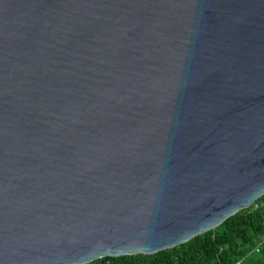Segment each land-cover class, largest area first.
I'll return each mask as SVG.
<instances>
[{"label":"water","instance_id":"1","mask_svg":"<svg viewBox=\"0 0 264 264\" xmlns=\"http://www.w3.org/2000/svg\"><path fill=\"white\" fill-rule=\"evenodd\" d=\"M264 195V0H0V264L188 242Z\"/></svg>","mask_w":264,"mask_h":264},{"label":"trees","instance_id":"2","mask_svg":"<svg viewBox=\"0 0 264 264\" xmlns=\"http://www.w3.org/2000/svg\"><path fill=\"white\" fill-rule=\"evenodd\" d=\"M257 202H264V195ZM89 264H264V208H246L173 248L104 257Z\"/></svg>","mask_w":264,"mask_h":264},{"label":"built area","instance_id":"3","mask_svg":"<svg viewBox=\"0 0 264 264\" xmlns=\"http://www.w3.org/2000/svg\"><path fill=\"white\" fill-rule=\"evenodd\" d=\"M250 207H252V209L264 208V202H257L256 201Z\"/></svg>","mask_w":264,"mask_h":264}]
</instances>
